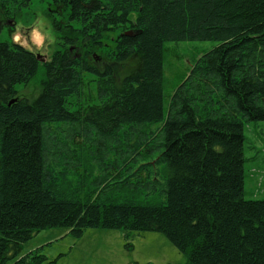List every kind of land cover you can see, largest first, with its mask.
Here are the masks:
<instances>
[{
  "label": "trees",
  "instance_id": "trees-1",
  "mask_svg": "<svg viewBox=\"0 0 264 264\" xmlns=\"http://www.w3.org/2000/svg\"><path fill=\"white\" fill-rule=\"evenodd\" d=\"M32 1L0 0V33ZM49 6L50 60L0 42V264H57L22 253L59 227L159 232L185 264H264V200L245 198V126L264 121V0ZM182 41L218 44L166 102L165 43ZM41 64L38 97H20Z\"/></svg>",
  "mask_w": 264,
  "mask_h": 264
},
{
  "label": "rangeland",
  "instance_id": "rangeland-1",
  "mask_svg": "<svg viewBox=\"0 0 264 264\" xmlns=\"http://www.w3.org/2000/svg\"><path fill=\"white\" fill-rule=\"evenodd\" d=\"M49 0H33L15 21L13 35L8 24L0 33V42L14 41L50 60L58 49L57 33L47 16ZM15 22V23H14ZM216 41H182L165 43V99L183 82L197 56L216 46ZM100 62V61H99ZM41 64L37 76L27 85L16 86L19 96L34 100L41 92L45 77ZM245 198L264 200V121L245 126ZM41 247L40 253L57 264H185L187 257L162 233L134 231L129 238L121 230L87 229L81 238L67 228L46 229L24 245L22 254ZM10 264V263H9Z\"/></svg>",
  "mask_w": 264,
  "mask_h": 264
},
{
  "label": "water",
  "instance_id": "water-1",
  "mask_svg": "<svg viewBox=\"0 0 264 264\" xmlns=\"http://www.w3.org/2000/svg\"><path fill=\"white\" fill-rule=\"evenodd\" d=\"M127 34H128V35H132L131 32H130V33L128 32ZM37 56H38V59H40L41 61H46L45 58H42V55H39V54H38ZM12 102H13V101H12Z\"/></svg>",
  "mask_w": 264,
  "mask_h": 264
}]
</instances>
